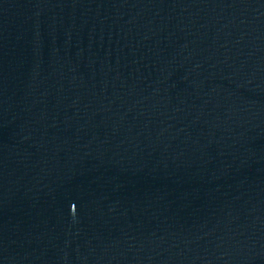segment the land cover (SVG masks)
<instances>
[{"label": "water", "instance_id": "water-1", "mask_svg": "<svg viewBox=\"0 0 264 264\" xmlns=\"http://www.w3.org/2000/svg\"><path fill=\"white\" fill-rule=\"evenodd\" d=\"M159 0H0V116L99 52Z\"/></svg>", "mask_w": 264, "mask_h": 264}]
</instances>
